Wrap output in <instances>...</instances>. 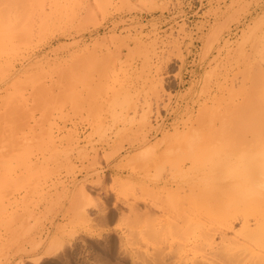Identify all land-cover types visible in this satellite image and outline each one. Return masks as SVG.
<instances>
[{"label":"rangeland","instance_id":"rangeland-1","mask_svg":"<svg viewBox=\"0 0 264 264\" xmlns=\"http://www.w3.org/2000/svg\"><path fill=\"white\" fill-rule=\"evenodd\" d=\"M0 264H264V0H0Z\"/></svg>","mask_w":264,"mask_h":264}]
</instances>
